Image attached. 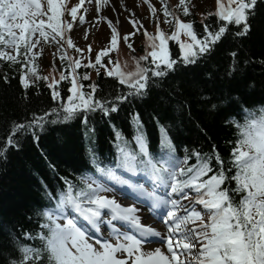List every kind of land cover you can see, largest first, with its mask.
Segmentation results:
<instances>
[{"label":"snow or ice","instance_id":"1","mask_svg":"<svg viewBox=\"0 0 264 264\" xmlns=\"http://www.w3.org/2000/svg\"><path fill=\"white\" fill-rule=\"evenodd\" d=\"M85 2L70 7L64 0H0V84L12 86L15 80L25 105L45 93L52 102L0 133V162L22 149L25 136L39 146L41 133L52 125L79 121L94 132L99 117L114 136L106 157L90 148L88 164L72 173L61 174L49 164L52 180L42 181L47 203L34 212L38 228L8 232L7 245L0 247L4 264H264V104L249 108L239 96L232 97L246 116L243 124L219 104L210 105L226 126L239 132L237 141H225V146L232 144L227 154L207 126L198 125L197 138L185 141L173 136L156 114L153 141L135 107L167 79L200 67L230 41L235 46L226 49V76L234 78L255 64L264 70V53L254 56L244 47L257 5L264 0H215L216 11L204 15L200 28L185 19L192 15L186 0H179L180 14L168 0H160L159 9L144 0L154 33L123 5L133 32L121 43L135 53L132 37L141 34L145 41L143 54L132 57L131 71L111 55L118 49L116 25L121 23V11L111 0H95L110 42L94 59L91 44L85 56L74 42V24L86 22ZM109 5L115 24L100 15ZM170 42L179 47L176 58ZM45 45H55L59 53L58 78L42 74ZM108 78L113 83L105 94ZM125 107L131 140L114 123L113 114Z\"/></svg>","mask_w":264,"mask_h":264},{"label":"trees","instance_id":"2","mask_svg":"<svg viewBox=\"0 0 264 264\" xmlns=\"http://www.w3.org/2000/svg\"><path fill=\"white\" fill-rule=\"evenodd\" d=\"M187 1L189 0H186L188 4ZM200 1L203 0H193L188 5L192 15L185 18L193 21L196 28H200L204 15L216 9L215 0H209L202 7ZM177 13L180 14L181 10ZM251 23V38L245 41L244 47L249 53L259 56L264 53V5H257V15ZM233 46L235 42L230 41L225 49H218L200 67L181 71L167 79L161 88L154 89L150 98L135 102L153 141L157 134L153 121V114H156L173 136H179L185 141L197 138L198 125L207 126L219 142L220 148L227 154L232 144L225 146V141H237L239 132L234 126H226L223 115H217L210 105L219 104L226 114H233L243 124L246 116L238 106L232 104V97L239 96L249 108L264 104V70L258 64L243 68L234 78L226 76L230 63L226 49ZM169 47L171 55L176 58L177 45L170 43ZM54 68L59 71L60 62ZM92 79L97 80L94 72ZM112 83L110 78L104 81L105 94L111 91L109 85ZM253 83L255 87H249ZM15 85V80L12 86L0 84V133L10 127L12 121H20L26 115L30 116L31 111L52 103L50 96L45 93L43 97L33 96L32 102L25 105L20 98L21 90ZM181 104L184 106L181 107ZM128 113L129 109L125 107L120 113L113 115L114 123L131 140L133 129L127 120ZM94 128L95 131L90 132L79 121L48 126L41 133L39 146L31 135L25 136L22 139V149L13 150L6 162H0V247L7 245V234L13 229L19 233L21 229L38 228V217L34 212L47 203L43 198L42 181L52 180L50 163L61 174H68L88 164L90 148L101 158L112 151L110 141L114 136L109 125L97 117ZM29 217L32 219L29 220ZM0 264H4L2 257Z\"/></svg>","mask_w":264,"mask_h":264},{"label":"rangeland","instance_id":"3","mask_svg":"<svg viewBox=\"0 0 264 264\" xmlns=\"http://www.w3.org/2000/svg\"><path fill=\"white\" fill-rule=\"evenodd\" d=\"M170 1L173 7L178 8L179 0H168ZM151 2L157 6L158 2L156 0H151ZM209 0L200 1V5L208 3ZM227 0H224L226 3ZM111 3L115 4V6L120 9L121 15L119 16V20L121 21L120 24L116 25L119 30V35L121 34L127 35L133 32V28L129 23V16L128 12L124 11L123 5H128L129 8L133 9L136 13L137 17H139L143 23L148 27V30L152 33L155 32V24L152 21V18L149 14V9L147 6H143L142 0H111ZM192 3V1H191ZM191 5V4H190ZM190 7V6H189ZM175 8V9H176ZM177 10V9H176ZM83 14L86 17V22L82 25L74 24V42L77 44L78 47L85 49V55L87 56V47L91 44L93 48V52L91 54V58L94 59L96 53L102 50L109 42H110V29L106 21L99 19L97 16V8L95 0H86L85 4L82 5ZM216 9L213 11L215 12ZM80 13H78L79 15ZM101 16H106L112 19L113 23L115 24L117 21V16L111 10V6H105L100 11ZM163 17L160 15V20L162 21ZM161 27L165 31H169L167 25L161 24ZM119 36V37H120ZM122 38L118 39V49L111 53L114 59L118 60L122 67L127 66L124 68L126 71L134 70L135 67V60L132 58L133 55L139 56L143 53L141 52V47L144 45V37L141 34H137L136 36L132 37L130 42L133 43L135 48V53H132L130 50L126 48L121 42ZM183 42H188L186 37H181ZM171 43V42H170ZM169 43V44H170ZM74 56H78L79 54L74 53ZM53 59V62H51ZM42 61V72L44 75L53 74L57 78L59 77V71L53 72V68L57 63H59V53L55 52V45H45V51L43 56L40 58Z\"/></svg>","mask_w":264,"mask_h":264}]
</instances>
